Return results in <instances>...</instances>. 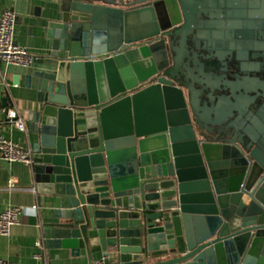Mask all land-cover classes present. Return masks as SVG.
Returning <instances> with one entry per match:
<instances>
[{"label":"water","instance_id":"obj_1","mask_svg":"<svg viewBox=\"0 0 264 264\" xmlns=\"http://www.w3.org/2000/svg\"><path fill=\"white\" fill-rule=\"evenodd\" d=\"M55 13L25 77L45 248L80 264H264V0Z\"/></svg>","mask_w":264,"mask_h":264},{"label":"crops","instance_id":"obj_2","mask_svg":"<svg viewBox=\"0 0 264 264\" xmlns=\"http://www.w3.org/2000/svg\"><path fill=\"white\" fill-rule=\"evenodd\" d=\"M57 0H0V10L12 9L18 18L15 26V40L30 52L39 55L46 52L48 42L41 25L43 18L56 17ZM34 67L6 64L0 61V136L30 147L26 130L9 123L3 113V97L8 105L16 106L27 124L28 100L31 90L26 87V74ZM15 176L17 182L9 187V179ZM29 164L6 162L0 156V213L10 205L26 208L22 221L14 225L7 236L0 235V260L6 264H80V259L64 248H45L38 230V216L31 210L39 205L35 194L29 189Z\"/></svg>","mask_w":264,"mask_h":264},{"label":"built area","instance_id":"obj_3","mask_svg":"<svg viewBox=\"0 0 264 264\" xmlns=\"http://www.w3.org/2000/svg\"><path fill=\"white\" fill-rule=\"evenodd\" d=\"M17 18L16 12L12 9L0 10V61L6 64L29 67L33 64L37 55L15 40ZM98 58H100L98 55L90 54L87 59L97 60ZM3 113L9 123L21 130H25V122L16 106H5ZM0 156L9 163L20 161L31 164L32 149L0 136ZM15 182H17V178L12 176L9 179V187L12 188ZM39 208V205H34L31 210L36 213ZM25 212L26 208L22 206L10 205L6 207L0 213V235H9L12 227L21 223ZM0 262L2 261L0 260ZM95 264L105 263L98 261Z\"/></svg>","mask_w":264,"mask_h":264},{"label":"flooded vegetation","instance_id":"obj_4","mask_svg":"<svg viewBox=\"0 0 264 264\" xmlns=\"http://www.w3.org/2000/svg\"><path fill=\"white\" fill-rule=\"evenodd\" d=\"M256 59H258V60H259V59H260V57H259V58H256Z\"/></svg>","mask_w":264,"mask_h":264}]
</instances>
